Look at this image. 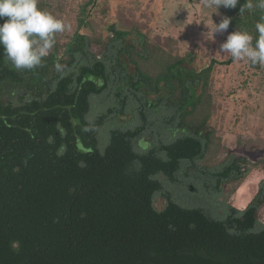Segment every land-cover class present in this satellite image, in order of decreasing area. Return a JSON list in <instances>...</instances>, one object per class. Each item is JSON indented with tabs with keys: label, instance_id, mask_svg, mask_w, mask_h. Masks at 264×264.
<instances>
[{
	"label": "trees",
	"instance_id": "obj_1",
	"mask_svg": "<svg viewBox=\"0 0 264 264\" xmlns=\"http://www.w3.org/2000/svg\"><path fill=\"white\" fill-rule=\"evenodd\" d=\"M246 3L221 7L229 31L255 37L264 11ZM82 23L31 70L0 49V264H264V178L244 208L230 202L264 158L245 157L242 171L232 154L203 162L215 146L209 82L234 60L190 66L194 52L167 53L138 26L93 37ZM105 92L113 101L90 120L92 98ZM125 113L138 123L100 140L105 118ZM208 172L216 212L175 200L169 184Z\"/></svg>",
	"mask_w": 264,
	"mask_h": 264
},
{
	"label": "rangeland",
	"instance_id": "obj_2",
	"mask_svg": "<svg viewBox=\"0 0 264 264\" xmlns=\"http://www.w3.org/2000/svg\"><path fill=\"white\" fill-rule=\"evenodd\" d=\"M38 4L44 5V10L67 25L64 32L55 34V43L59 44L61 51L62 45L72 38L83 21L80 32L93 37L110 36L108 28L111 24L125 30H134L138 26L167 53L170 50L180 55L194 52L195 60L190 66L202 68L213 58L221 61L230 57L219 52V46L231 31L215 33V40L207 39L209 27H214V23L225 17L222 7L219 10L209 7L207 0H38ZM92 49L99 54L100 46L93 44ZM129 67L133 70L132 64L129 63ZM209 85L212 93L209 128L215 132V146L204 164L208 165L210 161L213 164L232 150H241L252 161L264 158V70L253 68L247 60L217 64ZM147 92L149 98L156 96ZM112 101L113 96L108 92L92 98L88 118L94 120L105 113ZM137 123L132 113L110 115L98 128L97 135L102 140L111 126ZM263 178L262 167H253L246 179L236 186L230 202L244 208L256 194ZM188 181L190 178L182 179L179 185H168L175 200L188 206L202 205L216 212L212 197L203 190L192 194L187 188ZM241 200L243 205L239 204ZM261 219L264 222V210Z\"/></svg>",
	"mask_w": 264,
	"mask_h": 264
},
{
	"label": "clouds",
	"instance_id": "obj_3",
	"mask_svg": "<svg viewBox=\"0 0 264 264\" xmlns=\"http://www.w3.org/2000/svg\"><path fill=\"white\" fill-rule=\"evenodd\" d=\"M240 0H207V6L220 9L235 8ZM246 7L264 11V0H247ZM244 10L241 7L240 12ZM218 12V11H216ZM214 13V12H213ZM231 17L225 16L209 27L207 39L215 40V33L226 32ZM0 49L17 70H31L42 64L55 44V34L64 32L67 25L53 13L39 7L38 0H0ZM254 37L247 29H237L227 35L219 52L234 61L247 60L264 66V15L255 24ZM61 69L59 63L56 64Z\"/></svg>",
	"mask_w": 264,
	"mask_h": 264
},
{
	"label": "flooded vegetation",
	"instance_id": "obj_4",
	"mask_svg": "<svg viewBox=\"0 0 264 264\" xmlns=\"http://www.w3.org/2000/svg\"><path fill=\"white\" fill-rule=\"evenodd\" d=\"M147 143L149 144V140H146L145 143L143 144V146H145V144H147ZM230 154H232L234 157L230 161V166H232L233 170H241L242 171L243 170V164H244L243 160L245 157L246 158H249V157L246 156L241 150H240V152L232 150V151H227L225 153L224 158L229 156ZM208 165L211 168L212 162L210 161V163ZM211 184H212L211 173L208 172L207 176L204 179L191 176L190 181L187 182V188L190 189L192 194H198L202 190L205 191L209 186H211ZM228 187H229V185L227 183L222 184V188L224 190H226Z\"/></svg>",
	"mask_w": 264,
	"mask_h": 264
},
{
	"label": "bare ground",
	"instance_id": "obj_5",
	"mask_svg": "<svg viewBox=\"0 0 264 264\" xmlns=\"http://www.w3.org/2000/svg\"><path fill=\"white\" fill-rule=\"evenodd\" d=\"M240 201V200H239ZM243 201L241 200V202L239 203V204H241V205H243V203H242Z\"/></svg>",
	"mask_w": 264,
	"mask_h": 264
},
{
	"label": "crops",
	"instance_id": "obj_6",
	"mask_svg": "<svg viewBox=\"0 0 264 264\" xmlns=\"http://www.w3.org/2000/svg\"><path fill=\"white\" fill-rule=\"evenodd\" d=\"M245 207V206H244Z\"/></svg>",
	"mask_w": 264,
	"mask_h": 264
}]
</instances>
